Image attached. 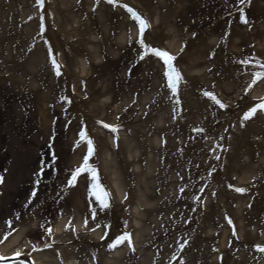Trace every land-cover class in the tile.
<instances>
[{
    "label": "bare ground",
    "instance_id": "6f19581e",
    "mask_svg": "<svg viewBox=\"0 0 264 264\" xmlns=\"http://www.w3.org/2000/svg\"><path fill=\"white\" fill-rule=\"evenodd\" d=\"M261 64L264 0H0L2 264H264Z\"/></svg>",
    "mask_w": 264,
    "mask_h": 264
},
{
    "label": "snow or ice",
    "instance_id": "6c2138e0",
    "mask_svg": "<svg viewBox=\"0 0 264 264\" xmlns=\"http://www.w3.org/2000/svg\"><path fill=\"white\" fill-rule=\"evenodd\" d=\"M37 2L39 4H43V0H37ZM114 2H115V0H109V3H114ZM243 2H245V0H241V3H243ZM124 7L127 8L129 13H131L132 18L139 23V31H140V34L142 36L144 30L147 27H149V25L132 8H129L127 5H124ZM241 19L245 23L247 22L246 19L243 16L241 17ZM140 43L143 45L144 41L141 39ZM145 47H146L145 55H147L148 53H151V54H153L154 56L160 58L163 61L164 65L166 66V70L164 72V75L168 79L169 86H171L173 88V90L175 91L176 85L178 84V82L182 78L180 76L179 71L174 67V65L172 63L174 61L175 57L172 56L171 54H169L167 51L154 49V48H151V47H148V46H145ZM141 59H143V56L141 57ZM52 63H53V65L56 68L57 74H59V65L57 64L56 60L53 59ZM242 63H249V61H242ZM257 63H259V62H257ZM260 67L264 68V64H261ZM262 78H264V72H256L254 74L253 83H255L257 80L262 79ZM206 95L211 96V93H207ZM212 98L215 99V97H212ZM217 103H219V101H217ZM221 107H223V105H221ZM257 110L264 111V98H262L261 103H259L255 107L249 109V111L245 114L244 119L247 120V119L251 118V116L255 115ZM105 127H110L112 129V131H116V128L111 126V125H105ZM81 140L85 141L87 143V155L84 156L83 163L81 164L80 167H78L75 170V172L72 174V177L68 181V183L69 184H74L76 182L77 177L81 173H89L90 176H91V179L93 181L92 194L96 197L97 200H99L101 202V204L104 207H107L106 198L109 195V193H107L103 189V187L99 184L98 176H97V173H96L95 169L88 163L90 156L94 152V147H93L92 141L90 139H88L86 134L83 133V132H81ZM54 158L55 157H54V154H53V159ZM41 171H43V169H41ZM0 182H2V177H0ZM237 191H243V189H237ZM33 195H35V193H33ZM6 238L7 237H5V239ZM126 240H128L130 242V237L127 234H125L124 236L118 237L117 240L113 244L109 245V247L110 248H114L118 244H121V243H123ZM257 247H258V249L260 251H264V247H261V246H257ZM21 255H22V253H20V252L14 253V256H16V257H19ZM8 259H9L8 257L0 256V264H2L3 261L8 260Z\"/></svg>",
    "mask_w": 264,
    "mask_h": 264
}]
</instances>
